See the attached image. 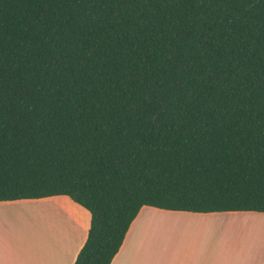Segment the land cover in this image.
Wrapping results in <instances>:
<instances>
[{
  "label": "trees",
  "instance_id": "16d2710c",
  "mask_svg": "<svg viewBox=\"0 0 264 264\" xmlns=\"http://www.w3.org/2000/svg\"><path fill=\"white\" fill-rule=\"evenodd\" d=\"M53 195L73 264L144 205L264 212V0H0V201Z\"/></svg>",
  "mask_w": 264,
  "mask_h": 264
},
{
  "label": "rangeland",
  "instance_id": "374dc122",
  "mask_svg": "<svg viewBox=\"0 0 264 264\" xmlns=\"http://www.w3.org/2000/svg\"><path fill=\"white\" fill-rule=\"evenodd\" d=\"M147 210L154 212L149 206L143 207V212L138 213L131 228L135 233L131 244L137 264H158L159 255L151 257L150 251L159 250H170L182 257L187 254L195 256L187 261L176 260L175 264H264V213L247 212L244 219L220 217L210 222L175 221L163 225L155 220L154 224L151 223V217H146ZM218 215L229 214L215 216ZM10 216L15 230L20 233L44 236L46 233H57L65 225L54 216L47 222L41 221L40 218L46 217L44 211L39 212L36 218L30 217L29 209ZM135 260L130 264H136Z\"/></svg>",
  "mask_w": 264,
  "mask_h": 264
},
{
  "label": "crops",
  "instance_id": "0c3cea01",
  "mask_svg": "<svg viewBox=\"0 0 264 264\" xmlns=\"http://www.w3.org/2000/svg\"><path fill=\"white\" fill-rule=\"evenodd\" d=\"M145 206L148 205L142 206L138 213L143 212V207ZM48 207H53L56 210L51 211ZM149 207L153 208L154 212L147 210L146 217H151V220H153L151 223L153 224L155 220L156 223L158 222L163 225L167 222L175 221L186 223L210 222L220 217L244 219V214L248 215L247 212H255L224 211L195 213ZM27 209L30 210V217L32 218H36L39 212L44 211L46 217L40 218L41 221L47 222L52 220L50 217L54 216L62 220L61 223L64 222L65 225H62L57 233H46L44 236L37 233L17 232L15 230L14 220L10 215L15 213L20 214ZM221 213L229 215L215 216ZM137 215L131 222L124 240L110 264H130L136 259L134 256L135 250L131 244L132 237L135 233H132L131 228L136 222ZM9 219L12 222H9ZM89 224V211L67 195L0 201V264H73L80 248L86 240ZM150 256H158L160 259L158 260V264H175L174 261L176 260L187 261L195 258L194 254H187L182 257L170 250L150 251ZM137 262L135 260L136 264Z\"/></svg>",
  "mask_w": 264,
  "mask_h": 264
}]
</instances>
